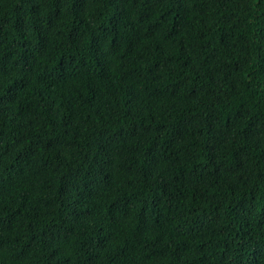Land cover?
Listing matches in <instances>:
<instances>
[{"label": "trees", "instance_id": "obj_1", "mask_svg": "<svg viewBox=\"0 0 264 264\" xmlns=\"http://www.w3.org/2000/svg\"><path fill=\"white\" fill-rule=\"evenodd\" d=\"M0 264H264V0H0Z\"/></svg>", "mask_w": 264, "mask_h": 264}]
</instances>
